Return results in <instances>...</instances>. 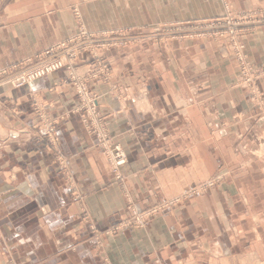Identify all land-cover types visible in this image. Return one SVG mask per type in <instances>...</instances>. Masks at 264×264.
Returning <instances> with one entry per match:
<instances>
[{
	"label": "crops",
	"instance_id": "crops-1",
	"mask_svg": "<svg viewBox=\"0 0 264 264\" xmlns=\"http://www.w3.org/2000/svg\"><path fill=\"white\" fill-rule=\"evenodd\" d=\"M228 1L237 11L264 8V0ZM224 8L223 0H0V71L80 26L149 32L215 19ZM243 42L251 62L264 68V27ZM105 56L120 89H93L129 159L121 179L74 114L78 99L64 84L65 71L21 89L0 87V264L264 263V113L236 86L229 44L147 40ZM260 90L264 95V79ZM34 96L57 121L54 146L39 135ZM58 156L66 158L75 192ZM216 177L218 187L146 228L111 233L129 218V202L148 209Z\"/></svg>",
	"mask_w": 264,
	"mask_h": 264
},
{
	"label": "built area",
	"instance_id": "built-area-1",
	"mask_svg": "<svg viewBox=\"0 0 264 264\" xmlns=\"http://www.w3.org/2000/svg\"><path fill=\"white\" fill-rule=\"evenodd\" d=\"M223 2L225 8L221 17L161 27L155 31L146 32L141 29L138 31L90 33L83 26H80L78 34L69 40L47 48L35 59H29L0 71V86L9 85L15 89H20L36 84L58 71H68L70 82L75 86L81 101L76 113L81 115L83 123L88 129L99 136V140L108 150V158L116 167L118 179H121L118 169L127 163L126 153L121 147L112 145L107 141L99 97L90 93L87 83L102 81L110 84L112 82V68L102 56L104 51L147 40L164 41L167 39L191 38L226 41L231 48L233 58L240 64L242 75L238 85L247 88L254 103L264 105V95L259 88V81L264 77V72H256L249 64L243 43V37L258 28L264 27V8L257 7L247 11H237L230 5L228 0H223ZM81 57H88L90 61L83 65L87 68V72L82 77L77 74ZM53 131V129L48 131L49 138H53ZM64 168L67 173V167ZM213 187L214 183L207 184L202 191H207ZM200 190L198 188L193 192H199ZM176 202L178 201H174L172 204ZM162 206L153 208L143 214L135 210L133 219L125 223V227L135 225L144 228L151 218L161 212ZM121 226V224L116 226L113 232L121 230Z\"/></svg>",
	"mask_w": 264,
	"mask_h": 264
},
{
	"label": "rangeland",
	"instance_id": "rangeland-1",
	"mask_svg": "<svg viewBox=\"0 0 264 264\" xmlns=\"http://www.w3.org/2000/svg\"><path fill=\"white\" fill-rule=\"evenodd\" d=\"M77 15V14H76ZM259 29V28H258ZM79 30H80V28H79ZM79 30H78V32H79ZM257 30V29H256ZM88 31V30H87ZM78 32L76 33V34H78ZM90 32V31H89ZM90 33H92V32H90ZM94 33V32H93ZM95 33H98V32H95ZM75 34V35H76ZM74 35V36H75ZM73 37V36H72ZM71 37V38H72ZM70 39V38H69ZM69 39H67V40H69ZM129 39H133V38H129ZM67 40H65V41H67ZM63 42V41H62ZM139 43H141V42H135V43H131V44H129V45H126V46H123V47H129V46H132V45H136V44H139ZM244 43V42H243ZM244 45H245V43H244ZM122 47V48H123ZM118 48H121V47H114V48H111V49H118ZM111 49H109V50H111ZM46 50V49H45ZM44 50V51H45ZM109 50H107V51H109ZM107 51H104L103 52V54H102V56L105 58V60H106V62L108 63V60H107V58H106V56H105V52H107ZM43 52V51H42ZM41 52V53H42ZM41 53H39V54H41ZM245 53H246V45H245ZM38 54V55H39ZM37 55V56H38ZM37 56H35L34 58H31V59H35ZM246 56H247V60H248V62H249V64L252 66V68H254L255 70H256V72H264V68H258V67H256V65L254 64V63H252L251 62V60L249 59V56L247 55V53H246ZM88 60L87 61H85L86 63H83V64H80L81 62H83V61H81V58L79 59V65H80V67L77 69V74L79 75V76H85L86 75V72H87V68H85V67H83V65H85V64H87V63H89L90 61H89V58L88 57H86ZM27 60H29V59H26L25 61H27ZM233 60H234V63L236 64V66H237V68H238V71H239V81L241 80V68H240V64L233 58ZM25 61H22V62H20V63H23V62H25ZM20 63H17V64H15V65H18V64H20ZM109 64V63H108ZM15 65H13V66H15ZM12 66V67H13ZM11 68V67H10ZM9 69V68H8ZM61 71H65L66 72V80L64 81V84H67V85H71L72 87H73V89L75 90V92H76V95H77V99H78V107L77 108H79V106H80V104H81V101H80V98H79V96H78V92H77V90H76V88H75V86L73 85V83H71L70 82V76H69V73H68V71H66V70H61ZM112 72H113V70H112ZM113 75H114V73H113ZM48 77V76H47ZM44 79V78H43ZM264 79V77L259 81V88H260V83H261V81ZM38 83V82H37ZM88 83V89H89V91H90V93H92L93 95H96V96H98L99 97V95H98V93L97 92H95V90L93 89V86L94 85H96V84H98V83H101V84H104V85H109L110 86V88H111V93H117L118 91H119V89L120 88H116L115 87V85H114V76H113V79H112V82L110 83V84H108V83H105V82H102V81H93V82H87ZM34 85V84H33ZM3 86H6V85H3ZM31 86V85H30ZM236 86H238V87H241V88H244V89H246L247 90V88H245V87H243V86H239L238 84L236 85ZM0 87H2V86H0ZM13 88V87H12ZM24 88V87H23ZM13 89H15V88H13ZM21 89V88H20ZM248 91V90H247ZM249 92V91H248ZM100 99V98H99ZM32 100H33V102H34V108H33V110H34V113H35V116L39 119V124H40V126L42 127L41 128V131L39 132V135H41L43 138H46L47 139V141L49 142V144H51V145H53L54 146V139H55V133H56V128H57V121L56 120H54V119H50L49 117H48V114H47V112L46 111H44L43 109H42V107H41V105L39 104L40 102L38 101V100H36L35 99V96L32 98ZM249 101L253 104V105H255L258 109H259V112H262V113H264V105H260V104H258V103H254V101H253V98L251 99V95H250V93H249ZM2 108V104H1V102H0V109ZM77 108H76V110H77ZM76 110L74 111V114H77V115H79L80 116V118H81V121H82V123H83V118L81 117V115L79 114V113H76ZM101 111V110H100ZM101 114H102V112H101ZM102 116H103V119H104V122H105V131H106V135H107V141L109 142V143H111L112 145H116V146H119V147H121L122 148V150L125 152V150L123 149V147H122V145H120L114 138H113V136L111 135V133H110V131H109V128H108V124L106 123V119H105V117H104V115L102 114ZM83 126H84V128H85V130L87 131V133L91 136V137H93L94 139H95V141H96V146L98 147V149H99V151L101 152V154H102V156L104 157V159L109 163V165H110V167H111V169H112V171H113V173L116 175V176H118L117 175V172H116V167H114V165H113V163L111 162V160L108 158V150H107V148L105 147V146H103V144L101 143V141L99 140V136L96 134V133H94V132H92V131H90L89 129H88V127L83 123ZM51 129H53L54 131H53V138H49L48 136V131H50ZM25 130H23V131H21L20 132V134H25ZM126 153V152H125ZM126 156H127V154H126ZM129 162V159H128V156H127V163ZM56 163H58V165L63 169V172L65 171V168L64 167H66V158L64 157V156H58L57 157V161H56ZM126 163V164H127ZM125 164V165H126ZM125 165H123V166H125ZM122 166V167H123ZM121 167V168H122ZM120 168V169H121ZM120 169H118L119 171H120ZM118 178V177H117ZM63 179L66 181V182H68V183H70L71 184V186H70V190L72 191V192H75V187H74V178H73V176L71 175L70 176V174L68 175V172L67 173H64L63 174ZM221 182H222V179H221V177H216V178H214V179H211L210 181H208V182H206V183H204V184H202V185H199V187H196L195 189H198V188H200L201 190L199 191V192H193V189L191 190V191H187L186 193H184L182 196H180V197H178V198H174V199H169V200H165V201H163L162 203H159V204H156L155 206H153V207H149L148 209H144V210H140V209H138L136 206H135V204L134 203H132V202H129L128 203V205H129V209H130V216H129V218H127L126 220H124V221H121V222H118V223H116V225L112 228V229H110V231L111 232H113V230H115L114 228L116 227V226H118L119 224H121L122 226H121V230H118V231H116V232H113L112 234H117V233H119V232H121V231H123V230H126V229H129V228H139V227H137V226H135V225H131V226H127V227H125V223H127L128 221H131L132 219H133V217H134V211L136 210V211H138L139 213H141V214H143V213H146L147 211H149V210H151V209H153V208H157V207H160V206H162V207H165V208H162L161 207V212L159 213V214H157L156 216H154L153 218H151L150 220H149V222H148V224L144 227V228H146L148 225H149V223L153 220V219H155L156 217H158V216H160V215H162V214H164V213H166V212H168V211H170V210H173V209H175V208H177L178 206H180L183 202H185L186 201V199H188V197H192L193 195H200V194H203V193H205V192H207V191H209V190H211V189H214V188H216V187H218L220 184H221ZM210 183H214V187L213 188H210L209 190H207V191H202L203 189H204V186L205 185H207V184H210ZM75 195V194H74ZM75 198H79L80 200H81V198L79 197V196H76ZM174 201H178V202H176L175 204H172V202H174ZM85 219H87V215L85 214V217H84ZM140 229V228H139ZM258 264H264V263H258Z\"/></svg>",
	"mask_w": 264,
	"mask_h": 264
}]
</instances>
